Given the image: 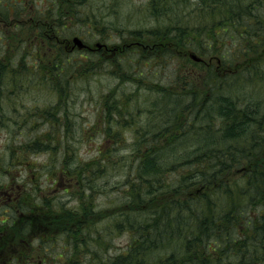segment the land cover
<instances>
[{
	"label": "trees",
	"instance_id": "1",
	"mask_svg": "<svg viewBox=\"0 0 264 264\" xmlns=\"http://www.w3.org/2000/svg\"><path fill=\"white\" fill-rule=\"evenodd\" d=\"M122 1L132 0H48L37 8L39 21L31 28L37 30L28 41L34 55H30L27 44L23 47L26 52L10 54L17 37L14 35L2 44L4 34L1 35L0 123L7 112L3 97L17 95L14 92L19 79L13 76L20 74L22 68H34L32 80L48 81L59 98L51 105L50 101L46 105L36 104L32 108L35 113L29 112L26 120L13 118L15 126L24 132L8 128L12 137L13 133L21 137L17 135L18 146L9 148L8 158L0 154V176L3 172L13 176L10 172L14 164L33 165L28 158L31 154L49 152L51 162L52 158L62 156L65 176L75 178L81 188L72 194L78 198L74 206L56 203L50 197L37 201L34 189L23 193L13 204L12 213L21 210L20 222L25 226L27 223V227L19 228L14 223L7 227L3 225L5 220L0 221L1 248L10 254L6 259L1 255L0 264L15 256L18 240L31 238L38 244L24 247L23 256L32 252L45 257L48 252L50 256H60L64 254L59 253L71 249L67 252V264H83L86 256L94 257L99 264H140L164 237L177 241L180 264H264V0H194V15L186 21L191 13L186 15L184 9L191 0H147L146 11L155 23L136 25L129 31L132 41L123 46V58L116 53L104 57L99 50L66 53L65 46L71 44L74 35L84 36L89 40L87 43L95 41V35L112 39L111 32L119 29V21L103 12L111 9L115 13ZM6 4L8 18L10 8L17 14L25 8L23 0H6ZM165 16L171 17L167 24L158 21ZM106 30L109 32L104 33ZM42 45L50 50V58L43 57L46 51L39 54L37 49ZM117 52L123 50L118 48ZM191 52L204 60L196 62L190 57ZM31 57L33 63L28 60ZM159 61L165 69L169 65L170 74L164 81L148 79L146 75L158 74L150 68ZM213 61L223 70L222 76ZM248 62H254L252 68L237 83L226 76ZM101 64L107 65L109 75L119 79H128L127 70L134 68L132 78L136 84L162 93V105L150 111L148 121L140 122L136 119L138 107L129 109L122 105L129 97L124 96L119 104L110 92L103 104L100 132L93 130V135L103 137L98 154L87 160L78 159L65 137L69 134L66 131L69 107L65 103L71 97L66 95L76 80L100 72ZM7 82L13 85L7 86ZM249 82L252 86L244 87ZM4 85L7 93L2 89ZM228 89L241 92L232 94ZM214 97L221 105L218 113L231 122L225 130L231 131H223L221 141L212 136L194 141L183 139L184 124L196 121L195 115L201 110L208 112L206 99ZM10 102V109L15 111L19 100ZM155 114H161L163 125L144 127L156 119ZM209 116L212 122L213 115ZM30 118H36L42 125H33ZM127 127H132L137 137L128 158L134 163L133 169L123 181L126 187L120 191V197L132 205L119 208L111 227L92 238L104 250L111 246L112 233H130V239L122 253L101 259L97 257L98 250L90 248L84 240L94 232L89 224L97 209L92 191L98 185L94 180L116 168L112 155L117 150L108 149L105 144L108 139L125 143L123 130ZM179 138L185 141V147L191 146L187 156L182 157L179 151L174 153ZM232 139L235 140L227 143ZM231 173L235 177H230ZM50 174L55 175L52 170ZM55 177L61 179L63 175L56 173ZM12 184L9 179L0 180L3 190L13 191L9 188ZM218 192L228 195V199H220ZM10 194L14 195V191L7 195ZM44 242L46 246H42ZM57 242L62 244L58 251ZM82 244L92 253H80ZM133 253L137 256L134 262ZM77 255L80 256L74 258Z\"/></svg>",
	"mask_w": 264,
	"mask_h": 264
},
{
	"label": "rangeland",
	"instance_id": "2",
	"mask_svg": "<svg viewBox=\"0 0 264 264\" xmlns=\"http://www.w3.org/2000/svg\"><path fill=\"white\" fill-rule=\"evenodd\" d=\"M23 2L25 3V8L24 10H21L22 13L17 14V12H15V9L10 8L11 15H9L8 18V14L6 12V0H0V15L2 17L4 16V20H0V39H2L1 35L4 34V40H2L1 42L2 44H5L8 39H13L14 35L17 37L16 43L10 52V54L12 55H16L17 52H26L25 50H23V47L26 44L27 49L31 51L29 52L30 55H34V48L32 45L28 44V41L37 33V30L35 28L31 30V28L33 27V25H36L38 23L37 21H39L37 19L38 15H36L38 11L37 8L41 5L47 4L48 0H40L39 3L38 0H23ZM147 2V0L122 1L119 4V8L115 13H113L111 9H105V11L103 12L104 15L110 14L109 17H114L115 22L119 21V29L112 30V39H108L106 36H102L100 38L95 35V41H90L89 44L93 45L94 48V43L97 42L96 40H98L99 42L102 39L103 41H101L100 43H106L109 46L108 48H110V50H108V48L103 47L101 48V51H97L98 53H100L104 57L113 56L116 53L118 56L120 55L123 58V55L125 54V48H123V46L127 47V45L130 44L132 41V39L128 36L129 31L136 25L146 26L155 23L153 17L151 18L150 16L151 14L146 11L145 4ZM195 7L196 1L194 2V0H191V3H189L188 7L184 9V13L186 15L191 13V16H189V18L187 17L186 19H184V21L190 19L194 15ZM116 14H118L119 16L115 17ZM169 18L171 17H161L158 19V21L162 20L167 24ZM209 20L210 18H208L207 21ZM195 22L196 21H194L193 23ZM107 32H109V30H106L104 33ZM19 37L23 38L19 40ZM82 38L86 40L84 36H82ZM72 44L73 42L65 46L66 53L69 52L77 54L85 52L84 50H79L77 46L74 50L71 49ZM9 48L10 46H8L6 49L8 52ZM112 48L115 49V51L111 50ZM118 48H121L123 50V53L117 52ZM2 49L3 48L0 49V53L2 52ZM37 50L39 51V54L46 51L47 55H44L43 57L50 58V50H48V47L42 45V48H38ZM33 58L34 57L29 58V62L33 63ZM203 60L204 59L202 58L201 61ZM162 63L163 62L159 61L153 67L150 68L154 71V73L157 72L158 74L146 75L149 76L148 79H154L157 81L165 80L164 78H166V76L170 74V68L169 65H166L165 69L163 66H161ZM215 63L216 62L213 61L212 65H214ZM253 64L254 62H248L244 66L239 67V69H236V71H233V73H226V76L234 78L237 83L238 78H243L247 74L245 71L248 68H252ZM99 67L100 72L76 80L74 84H72L73 88L68 91L66 95V97H69L71 95V97L65 103L69 107V112L67 115L69 120L66 121V127L69 129L66 130L64 126L63 129L69 132V134L65 136L66 141L68 140L67 142L69 144H67L72 148L71 151L75 156L77 155L78 159L87 160L93 158L98 154V150L100 147L99 145L101 144L103 137L93 135V130H96V133L100 132L99 126L103 124V121L100 120L102 108L110 92H113L111 94V97L119 104L124 96L129 97L128 100H125V102L127 101V103L122 105L129 109H131L132 107H138L136 119H138L140 122L148 121L147 118L151 113L150 111L158 110V108H160L162 105V93H157L156 91L141 88L136 84V81L132 78L135 77L134 75H132L134 74V68L127 70L129 71L126 72L129 77L128 79H119L107 73L106 64H101ZM214 68H217L218 72L220 73V76H222L223 70H220V68L216 65H214ZM34 72V68H31L30 66H28L26 69L22 68L20 74H17V76H13L19 79V84L15 86L17 90L14 92L18 96L13 95L12 98H9V96L5 94L3 97L4 101L2 103H4V109L7 112L6 116L2 117L3 123H0V154L2 156H4L5 154L6 158H8L9 148L18 146L16 145L18 141V133H20V131L24 132V130H20L17 126H15L14 119H18L19 121L26 120L28 118L29 112H31L32 114L35 113V110L32 108L36 104L46 105V103L50 101L51 105L52 103L57 102V99L59 98L58 92L54 88L50 87L48 81L36 82L35 80H32V75L34 74ZM8 73H10V71ZM135 74H138L136 70ZM7 78L8 76L6 77V79ZM6 85L11 86L13 84L7 82ZM251 86L252 83L249 82L244 87L250 88ZM225 87H228V85H226ZM2 89H4V92L7 93V91H5V85ZM228 91H230L232 94L241 92L240 89H238L237 91L233 89H228ZM10 92L13 93V91ZM10 100H13V103H17V100H19L17 106H15V111H12L10 109ZM206 102L207 105L205 106V108L207 107V109H209L208 112L201 110L200 114L195 115L196 121H192L190 124H187L189 122L187 121L184 124L182 132L184 133L183 139H186V141L188 138L190 141H194L197 138L198 140H203L204 137L208 136L215 137L221 141L220 138L222 137V132L227 131L225 130V128L228 127L227 123L229 124L231 122L229 119L226 122L225 118L218 113L217 109L221 106L219 105V99L216 97L212 99L207 98ZM209 114L213 115L212 122V118L209 116ZM154 116H157L156 119L144 125V127L148 128L163 125L161 114H155ZM29 120L32 122L33 125L37 127H40L42 125V123L38 122L36 118H30ZM112 127L113 129L116 128L114 124L112 125ZM8 128H17L18 133H13L12 137L11 134L8 132ZM184 130H186L187 132H184ZM230 131L231 130H228L227 132ZM136 137L137 134L133 133L132 127H127L123 130V139L125 143L118 144L117 142H114L113 139H108V143L105 144L106 148L116 149L118 151H113L112 155V159L115 161L114 164L116 165V168H112L105 175L98 177L94 180L95 185H98V188H95L94 191H92L94 201L97 205V209L95 212L96 215L94 219H89V224L93 226V228L90 229L94 230V232L92 233L93 236H89L84 240L86 244L90 245V248L98 250L99 255L97 257L101 256V259H107L110 256L112 257L116 256L119 253H122L125 250V247L130 239V233H112L113 239L111 246L104 250L103 248L99 247L101 243H99L96 238L92 237H96L97 232L106 231L108 228L111 227L110 224L116 216L115 214L117 213L119 208H126L127 206L132 205V203H130L129 201H124L123 196L120 197V191H123V189L126 187V184L123 183V181L126 179L127 175H129V171H132L133 169L134 163L131 161V159L129 160L128 158H130V153L132 152L133 146L131 144L133 143L134 138ZM239 138H242V135L239 136ZM183 139L179 138L178 146L173 149L175 150L174 153H177L178 151L180 153L182 152V157L187 156V153L189 152V149L191 147H185L183 145L185 143ZM234 140L235 139L227 140V143ZM49 154V152H44L37 155L31 154V156H29L28 158L30 159L33 165H27L26 163L14 164L13 169L10 172L13 176H10L6 172H3L0 176V180L2 182H7L8 179L13 182V187H10L9 185V188H13V191L15 193V202L12 201V198H7V191L2 193L5 195L0 194V221H6L5 223H3V225L11 227V225L14 223L15 226L19 228L27 227V223L25 226L23 225L24 223L20 222V216L22 215V211L20 210L16 211L15 213H12V209L13 206L16 205L17 201L21 199L23 193H25L28 189L35 190L34 197L37 201L40 200V197H50V199H55L54 201L56 203L65 204L68 206H74L78 203L77 196L72 194L77 189H80L81 186L78 185V183L76 182L77 180L75 178L72 179L68 176H65L66 174L62 170V156L52 158L51 162ZM50 170H52L55 175L56 173L57 175H63V178L60 179L59 177H55V175L53 176V174H50ZM233 174H235L234 171ZM233 174L231 173L230 177H235ZM54 177L57 179L56 181L53 180ZM114 184H116L117 187L114 186ZM3 188H0L1 191H4ZM8 191L13 192L10 190ZM218 196L223 201H226L228 199V195H221L220 192H218ZM7 208H9L10 210ZM6 210L9 212H7ZM13 214H15L14 220H12L13 217H11ZM169 230L170 228L167 229V231ZM148 233L150 234L151 232ZM20 240H18L17 242H20ZM176 243L177 241H175L174 239H167L165 237L164 239H159V246L154 247L153 251H150L149 254H147L146 258L140 264H180L182 261L180 260V255L178 254L177 247L175 246ZM46 245V242L42 244V246ZM82 245L83 247L80 249V253H83L84 251L92 253L90 250H88L89 248L87 246H85L84 244ZM61 246V242H57L55 249L58 251ZM70 250L71 249H66L63 253H59L64 254L60 256H50V252L47 253L46 257L43 255L39 256V254L35 252H32L30 256L17 255L18 258H16L17 256L12 257V260L14 261H11L9 260L10 258H7L6 263L67 264L66 256L67 252ZM3 254L5 259L6 255L7 257L10 255H8L6 250L4 252L2 251L0 244V256ZM78 256L80 255L74 256V258H77ZM131 256L132 261L134 262V258H136L137 256L135 255V253L131 254ZM82 263L99 264V262L95 260V258L92 256H86L83 259Z\"/></svg>",
	"mask_w": 264,
	"mask_h": 264
},
{
	"label": "water",
	"instance_id": "3",
	"mask_svg": "<svg viewBox=\"0 0 264 264\" xmlns=\"http://www.w3.org/2000/svg\"><path fill=\"white\" fill-rule=\"evenodd\" d=\"M73 41L79 46V48H82L85 46V44L82 42V40L79 37H75ZM193 57L198 59L195 55H193Z\"/></svg>",
	"mask_w": 264,
	"mask_h": 264
}]
</instances>
